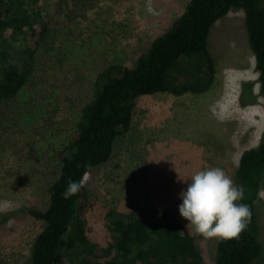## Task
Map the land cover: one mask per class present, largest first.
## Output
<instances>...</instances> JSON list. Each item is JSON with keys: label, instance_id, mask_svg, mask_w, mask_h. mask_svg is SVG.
<instances>
[{"label": "rangeland", "instance_id": "obj_1", "mask_svg": "<svg viewBox=\"0 0 264 264\" xmlns=\"http://www.w3.org/2000/svg\"><path fill=\"white\" fill-rule=\"evenodd\" d=\"M170 1L10 0L11 14L28 15L31 24L43 30L13 42V59L27 60L30 70L18 93L0 100V201L14 205L0 214V264H23L43 227L41 220L24 211L5 216L23 206L47 207L61 152L77 129L83 107L93 99L98 73L110 64L131 66L183 7L182 3L173 11ZM207 49L212 71L205 58H191L167 74L171 84L178 80L176 84L195 86L194 97L213 99L207 110L198 104L200 119L190 105L191 110L180 109L175 118L170 116L176 112L173 103L165 102L163 111L167 93L157 99L138 96L131 126L116 138L110 159L84 176L87 205L82 218L91 241L105 245L108 212L126 220L137 212L136 206L147 204L174 211L185 227L187 221L178 212L179 193L186 187L182 180L210 167L222 168L232 179L242 151L259 142L264 97L258 94L255 58L241 9L215 22ZM245 81L253 83L254 104L240 103ZM193 95L184 94L180 102L193 101ZM255 212L262 253L254 264H264V187ZM193 235L205 264H213L217 240Z\"/></svg>", "mask_w": 264, "mask_h": 264}, {"label": "trees", "instance_id": "obj_2", "mask_svg": "<svg viewBox=\"0 0 264 264\" xmlns=\"http://www.w3.org/2000/svg\"><path fill=\"white\" fill-rule=\"evenodd\" d=\"M10 0H0V100L15 96L26 82L30 64L13 59L14 41L41 32L28 15L14 11ZM263 8V9H262ZM244 13L249 47L255 58L258 94L264 97V4L260 0H189L184 11L156 36L131 66L110 64L95 81L93 99L82 109L77 129L61 152L62 164L57 178L49 186V202L44 210L20 207L43 222L23 264H205L195 236L176 213L142 205L126 220L107 213L105 245L93 242L82 213L87 205L84 176L106 163L116 138L131 126L138 96L169 92L181 95L197 92L189 82L174 84L167 74L174 66L205 58L212 71L207 39L216 21L231 10ZM29 30V33L26 32ZM253 83H241L240 103H255ZM206 88V87H205ZM204 88V89H205ZM69 180L81 181L80 191L64 199L61 195ZM235 184L243 185L251 222L239 239L217 241L213 264H254L262 253L258 240L256 201L264 187V128L257 145L242 151L232 174ZM79 253L72 255L70 251ZM108 257L101 261V258Z\"/></svg>", "mask_w": 264, "mask_h": 264}, {"label": "clouds", "instance_id": "obj_3", "mask_svg": "<svg viewBox=\"0 0 264 264\" xmlns=\"http://www.w3.org/2000/svg\"><path fill=\"white\" fill-rule=\"evenodd\" d=\"M152 11L151 8L148 9ZM238 167V162H236ZM186 187L179 193V216L187 221V230L204 238L217 241L239 239L240 233L251 222V210L243 203L245 188L235 184L220 167L204 168L189 179L182 180ZM81 181L69 180L61 194L64 199L76 195ZM9 201H0V214L13 210ZM163 209L158 210V215ZM11 223V221H9Z\"/></svg>", "mask_w": 264, "mask_h": 264}, {"label": "crops", "instance_id": "obj_4", "mask_svg": "<svg viewBox=\"0 0 264 264\" xmlns=\"http://www.w3.org/2000/svg\"><path fill=\"white\" fill-rule=\"evenodd\" d=\"M188 1L189 0H173V1H170L169 2V7L171 8V10H173V11H175V10H177V8H179V5L180 4H182L183 3V7L181 8V10H180V12L177 14V16L176 17H178L183 11H184V9H185V6H186V4L188 3ZM176 6V7H175ZM173 7H175V8H173ZM172 23V22H171ZM163 93H167V94H169L168 96H170V98L169 99H167L168 97L166 96V97H162L163 98V103L161 104V106H162V109H163V111L165 110V102H168V103H173V105L171 106V108L173 109L172 111H176L173 115L171 114L170 116L172 117V118H175V116H176V113H177V111H179L180 109L181 110H183L184 108L186 109H190V107L188 106V105H190V106H192V107H194V110H192V114H194L195 113V118L197 117V118H199L200 119V112L198 111V104L199 103H202V105H201V108L200 109H204V110H207L208 109V107L210 106V104H211V102H212V100L213 99H211V98H206L205 100H203V98L202 97H198V98H196V97H194V95H193V92H187V93H189V94H192L193 95V98H194V100L193 101H191V102H183V103H181L180 102V99H182V96L184 95V94H186V93H184V94H181V95H175V94H172V93H169V92H163ZM159 94H161V93H154V94H150L151 96H153V98H158V95ZM200 94V93H199ZM147 96H149V95H147ZM226 99V98H225ZM178 107H180V108H178ZM158 108V107H157ZM156 108V109H157ZM191 110V109H190ZM163 117H164V114H163Z\"/></svg>", "mask_w": 264, "mask_h": 264}]
</instances>
